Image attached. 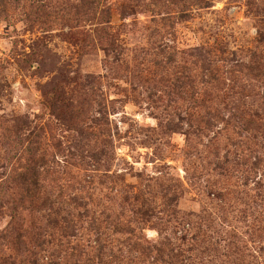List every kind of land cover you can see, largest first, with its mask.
<instances>
[{
    "label": "rangeland",
    "instance_id": "374dc122",
    "mask_svg": "<svg viewBox=\"0 0 264 264\" xmlns=\"http://www.w3.org/2000/svg\"><path fill=\"white\" fill-rule=\"evenodd\" d=\"M97 3L0 0V182L34 134L46 208L122 216L134 264H264V0Z\"/></svg>",
    "mask_w": 264,
    "mask_h": 264
},
{
    "label": "trees",
    "instance_id": "16d2710c",
    "mask_svg": "<svg viewBox=\"0 0 264 264\" xmlns=\"http://www.w3.org/2000/svg\"><path fill=\"white\" fill-rule=\"evenodd\" d=\"M80 2L92 9L98 4L97 0ZM31 137L32 141L29 136L25 139L30 145L21 171L6 173L0 182L2 201L14 190L12 203L31 212L28 218L12 215L11 222L0 229V264H134L131 257L135 249L132 242L135 231L128 220H122V216L87 214L86 206L76 198L73 199L74 209L81 208L80 213L61 214L50 205L46 208L50 199L44 178L50 174V166L39 140L34 134ZM44 210L48 212L33 214ZM89 231H94V238L88 237ZM54 241L57 250L49 252L47 247ZM137 246L144 258L142 264H170L171 259L178 258L172 250L156 249L155 258L147 261L149 248Z\"/></svg>",
    "mask_w": 264,
    "mask_h": 264
}]
</instances>
